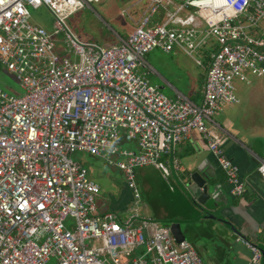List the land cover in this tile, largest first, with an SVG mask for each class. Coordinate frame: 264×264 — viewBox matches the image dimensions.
I'll return each mask as SVG.
<instances>
[{
	"label": "built area",
	"instance_id": "2783aa9c",
	"mask_svg": "<svg viewBox=\"0 0 264 264\" xmlns=\"http://www.w3.org/2000/svg\"><path fill=\"white\" fill-rule=\"evenodd\" d=\"M100 1L0 0V67L23 92L0 88V264H204L169 227L139 217L137 173L153 167L168 182L163 158L196 131L231 195L245 194L215 118L240 103L235 81L264 76V0H141L147 11L109 48L80 42L66 25L75 10ZM30 8L52 15V32L31 22ZM122 15L133 20L128 10ZM155 49L179 50L199 67L209 58L202 104L171 100L139 73ZM76 153L122 171L133 214L99 212L100 186ZM241 243L248 264H260V250Z\"/></svg>",
	"mask_w": 264,
	"mask_h": 264
},
{
	"label": "crops",
	"instance_id": "0c3cea01",
	"mask_svg": "<svg viewBox=\"0 0 264 264\" xmlns=\"http://www.w3.org/2000/svg\"><path fill=\"white\" fill-rule=\"evenodd\" d=\"M147 8L146 3L137 0L129 8L124 9L129 11L130 16L133 14L135 20L132 18L133 26L128 31H123L122 34L115 33V42L112 47L118 45L121 40H125L133 32ZM124 10L121 11V16L127 17L122 15ZM160 17L161 15L159 17L155 16L152 20L153 23L159 21ZM187 59L193 63L198 72L194 70L193 76L188 74L189 85L185 87V92H180L173 85L177 84L180 70L190 69ZM145 60L149 68L140 67L139 73H146L148 81L152 85L157 86L164 95L165 91H168L169 93L168 96L165 95L166 97L176 100L179 95H183L198 105L202 104L204 98L203 89L210 65L208 57L203 55V66L199 67L179 50L164 53L159 49H155L145 56ZM206 62L208 63L206 64ZM235 90L240 103L234 107L224 108L218 116L219 118L222 117L223 121L220 123L216 122L221 127V135L225 140V154L238 166L240 179L245 185L246 192L243 196L234 197L231 195L230 187L227 186L229 184L218 166L217 160L208 149L206 141L196 131L191 133L188 140L175 146L171 156L163 158L170 166L171 178L177 185L180 186V184L184 183L185 187L191 180V176L200 170L203 174L206 173L207 176L210 174L214 175L215 177L210 180V184L213 187H220V190H217L219 196H215V202L217 198V203L220 207L217 209L215 202L211 201L210 203L207 202L205 209L221 217L219 215L220 210L228 208L226 216L222 217V219L229 222L230 226L224 222L206 217L205 213L202 210L200 211L195 205L196 208L189 204L188 208V215L193 210L199 209L200 212L197 215L201 216L198 217V220L205 221L206 229L211 231L216 239V241L212 240L210 242L217 254L210 256V245L208 242L199 244L198 248L186 238V241L197 251L204 264H248L252 255L241 243V240L251 242L260 250L261 254L262 252L264 253V184L257 173V159L264 161V76L251 77L249 83L235 81ZM225 111H227L226 114ZM126 146L132 148L133 144H127ZM175 160L179 164V169H175ZM153 169L160 173L155 168ZM140 170L137 173V180ZM172 190L174 191L170 190L172 196H176V189L172 188ZM132 204L133 201L123 202V211L129 212ZM172 204H176L173 198ZM115 210H110L108 207L107 210H100L99 212L111 211L117 213ZM184 223L185 221H183L181 228L186 237L189 228L186 227L187 223ZM165 227H169V225ZM201 229L205 228L201 227ZM193 235L192 233L191 237L196 239L197 242L199 234L195 232V236ZM260 264H264L263 254Z\"/></svg>",
	"mask_w": 264,
	"mask_h": 264
},
{
	"label": "rangeland",
	"instance_id": "374dc122",
	"mask_svg": "<svg viewBox=\"0 0 264 264\" xmlns=\"http://www.w3.org/2000/svg\"><path fill=\"white\" fill-rule=\"evenodd\" d=\"M135 2L137 0H101L98 3H93L91 8L81 7L75 10L66 19V25L80 42H95L102 47L109 48L115 42V33L122 34L123 31H128L133 26V22L130 19L121 16V11L129 8ZM29 10L33 23L45 27L48 31H53L54 19L44 8L38 10L30 8ZM160 15L157 14L156 16L159 17ZM132 18L134 19L133 14ZM189 64L190 69L180 70L177 84L173 85L180 92H185V87L189 85L188 74L193 76L194 70L198 72L191 61H189ZM0 88L13 94L19 95L23 93L16 77L1 67ZM168 93V91H165L166 96H168ZM226 113L227 111H225ZM215 120L220 123L223 121V118L216 117ZM72 159L88 170L89 178L100 185L101 191L97 200L99 211L107 210L108 207L110 210L116 209L115 211L122 218H127L134 213L133 211H123L122 203L125 201H133V195L132 191L125 185L122 171L117 168H110L103 160L94 158L86 153H76L72 156ZM169 180L166 182L160 173L151 167L140 170L137 180L138 189L141 194V200L138 205L139 217L141 219L155 221L161 226L170 225L169 223L170 221H174L173 219L180 222L185 221L187 223V226H185L189 228L186 233V238L193 242L195 247H198L199 244H203L204 242H208L210 245L209 255L217 254L213 250L214 247L210 242L212 240L216 241L215 236H213L211 231L206 229L205 221L198 220V217L201 215L197 214L201 210H193L188 215L190 205L196 208L193 202L195 198L186 190L184 183L179 186L172 178ZM170 186H174L175 188H170ZM172 188L174 190L176 189V196H172ZM172 198L176 203L174 205L172 204ZM211 201L212 199L208 203ZM201 227L205 229H201ZM195 232L199 234V240L197 239V242L196 239L191 237L192 233L195 236ZM48 264H57V260L51 258Z\"/></svg>",
	"mask_w": 264,
	"mask_h": 264
},
{
	"label": "water",
	"instance_id": "95a60500",
	"mask_svg": "<svg viewBox=\"0 0 264 264\" xmlns=\"http://www.w3.org/2000/svg\"><path fill=\"white\" fill-rule=\"evenodd\" d=\"M214 175H206L203 174L200 170H198L197 173L193 174V176H191V180L189 181V183H187L185 185L187 191L189 192L190 195H193V197L195 198L194 205L196 207H198L200 210H202L205 213V216L208 218H212L221 222L226 223L228 226H230V223L227 222L226 220L222 219V217L226 216V211L228 210V208H224L222 210H220L219 215L220 216H216L213 213L208 212L205 209V206L207 204V202L212 199V201L215 202V196H219L217 193V190H220V187H213L212 184H210V180L212 178H214ZM227 185V184H226ZM228 187H230V193H231V186L227 185ZM214 193V194H213ZM213 194V195H212ZM217 198H216V202H215V206L218 209L220 206L217 203ZM222 203H224L222 201ZM129 208V207H128ZM127 208V209H128ZM218 212V210H217ZM183 222H180L178 220H174V221H170V225L169 228L173 234V236L175 237L177 242H183L186 241V237L183 234L181 225ZM263 254V260H264V253Z\"/></svg>",
	"mask_w": 264,
	"mask_h": 264
},
{
	"label": "trees",
	"instance_id": "16d2710c",
	"mask_svg": "<svg viewBox=\"0 0 264 264\" xmlns=\"http://www.w3.org/2000/svg\"><path fill=\"white\" fill-rule=\"evenodd\" d=\"M208 62H206V64H207Z\"/></svg>",
	"mask_w": 264,
	"mask_h": 264
}]
</instances>
